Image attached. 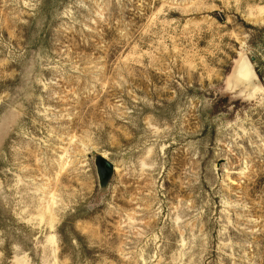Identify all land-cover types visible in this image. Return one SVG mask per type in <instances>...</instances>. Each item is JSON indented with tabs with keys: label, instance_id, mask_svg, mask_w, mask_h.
I'll use <instances>...</instances> for the list:
<instances>
[{
	"label": "rangeland",
	"instance_id": "rangeland-1",
	"mask_svg": "<svg viewBox=\"0 0 264 264\" xmlns=\"http://www.w3.org/2000/svg\"><path fill=\"white\" fill-rule=\"evenodd\" d=\"M0 264H264V0H0Z\"/></svg>",
	"mask_w": 264,
	"mask_h": 264
},
{
	"label": "bare ground",
	"instance_id": "bare-ground-1",
	"mask_svg": "<svg viewBox=\"0 0 264 264\" xmlns=\"http://www.w3.org/2000/svg\"><path fill=\"white\" fill-rule=\"evenodd\" d=\"M238 74L244 79H250L254 76L248 64L245 61L240 64L238 68Z\"/></svg>",
	"mask_w": 264,
	"mask_h": 264
}]
</instances>
